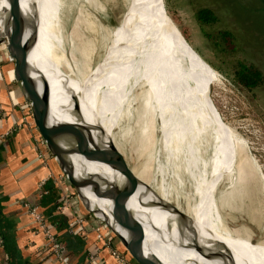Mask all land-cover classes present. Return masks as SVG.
<instances>
[{
  "label": "bare ground",
  "instance_id": "6f19581e",
  "mask_svg": "<svg viewBox=\"0 0 264 264\" xmlns=\"http://www.w3.org/2000/svg\"><path fill=\"white\" fill-rule=\"evenodd\" d=\"M74 1L80 0H72L69 8ZM61 2L20 0L21 11L32 20L31 28L37 37L28 57L32 70L49 85L51 77L78 104V113L73 104L65 115L50 94V123H77L81 118L86 126L93 127L91 136L96 145L101 143L100 130H104L105 139L113 140L112 130L121 118L118 113L123 109V113L130 115L132 90L142 84L154 103L153 116L159 123L161 153L169 159L186 162L187 177L196 189L199 207L188 208L189 213L182 219L169 205L158 203L138 184L132 193L124 194L126 208L143 227L144 254L154 255L166 264H260L256 258L258 249L254 248L253 255L248 256L244 247L221 227L213 192L220 180L233 177L232 174H235V184L241 181L250 188L252 183L253 190L262 188L264 183L257 176L256 164L248 158L243 143L228 139V129L222 135L215 121L207 116L208 93L196 87L192 72L196 69L201 76L206 70L199 58L192 56V50L167 18L162 0H129L119 23H114L110 29L102 28L109 56L96 66L88 80L86 78L84 91L77 87L67 68L64 25L60 24V11L66 4ZM88 4L96 19L103 22L99 2L93 0ZM0 9L7 12V0H0ZM3 26L4 16L0 17V37ZM29 35L28 29L24 39ZM62 67L68 69L69 74ZM34 78L39 77L35 74ZM98 92L101 95H97ZM237 152L239 159L235 162ZM71 160L75 176H97L103 183L114 184L122 191L124 177L102 162H87L79 156ZM193 169L198 172L197 178L193 176ZM84 194L106 218L103 201L94 200L89 190H84ZM117 231L127 238L123 230L117 228ZM197 251L215 258L205 260Z\"/></svg>",
  "mask_w": 264,
  "mask_h": 264
},
{
  "label": "rangeland",
  "instance_id": "374dc122",
  "mask_svg": "<svg viewBox=\"0 0 264 264\" xmlns=\"http://www.w3.org/2000/svg\"><path fill=\"white\" fill-rule=\"evenodd\" d=\"M61 1V4H66V8L60 11V24L64 25L67 68L72 74L68 73V69H62L84 91L93 70L109 56L102 28L110 29L119 23L129 0H97L102 8L103 22L98 21L91 12L88 3L93 0L74 1L70 8L72 0ZM162 2L167 18L192 50V56H197L206 70L201 76L197 75L196 69L192 72L196 87L208 93L210 109L207 116L215 121L222 135L228 129V139H234L236 143L240 141L241 145L243 143L248 158L256 164L257 176L264 183V88L255 95L247 94L235 85L233 76V67L238 60L256 66L264 76V0ZM201 8L211 9L218 17L217 22L210 26L200 24L195 13ZM48 26L50 31V23ZM225 31L232 34L234 51L228 49L222 40L221 34ZM97 95H101L100 92ZM131 97L133 104L130 115L123 113L122 109L118 113L121 114L119 124L112 130L113 140L110 141L116 161L128 163L137 184L158 203L167 204L183 214L189 213L188 208L195 209L199 205L196 189L186 174V162L169 159L161 153L159 123L153 116L154 103L147 89L141 84L132 90ZM238 159L237 152L235 162ZM50 161L54 164L52 158ZM54 166L56 178L62 176L65 179ZM197 173L193 169L195 178ZM231 176L220 180L213 192L221 227L244 247L248 256L253 255L254 248L258 249L257 261L264 264V184L262 188L253 190L252 183L250 188L241 181L235 184V174ZM72 198L75 199L74 193ZM175 214L182 219L178 213Z\"/></svg>",
  "mask_w": 264,
  "mask_h": 264
},
{
  "label": "water",
  "instance_id": "95a60500",
  "mask_svg": "<svg viewBox=\"0 0 264 264\" xmlns=\"http://www.w3.org/2000/svg\"><path fill=\"white\" fill-rule=\"evenodd\" d=\"M7 3V12L0 9V17L4 16L0 45L4 47L12 62L13 78L20 87L23 101L29 107L31 125L42 143L43 150L52 158L59 173L72 188L82 212L99 226L100 233L111 239L127 260L133 264H166L154 255L144 254L143 227L126 208V202L122 198L124 194L134 191L137 179L128 163L116 161L113 144L109 138L105 139L104 130L99 131L101 143L96 145L91 136L93 127L86 126L81 118L77 123H50L49 82L38 73H34L28 61L30 51L37 41L36 34L31 28L32 20L23 15L20 0H7ZM28 29L30 35L24 39ZM35 74L39 78H34ZM74 111L78 113V104L75 102ZM73 156H79L91 163L102 162L114 172L120 173L125 179L122 191L116 189L114 184L103 183L97 176H75L71 160ZM101 184H104V187ZM84 190L91 191L94 200L103 201L106 218L100 214L98 207L93 206L86 198ZM171 211L185 217V214L173 208ZM117 228L123 230L127 238L122 237ZM197 253L208 261L215 258L212 254L204 255L201 251Z\"/></svg>",
  "mask_w": 264,
  "mask_h": 264
},
{
  "label": "crops",
  "instance_id": "0c3cea01",
  "mask_svg": "<svg viewBox=\"0 0 264 264\" xmlns=\"http://www.w3.org/2000/svg\"><path fill=\"white\" fill-rule=\"evenodd\" d=\"M50 94L58 109L67 115L74 100L51 77ZM24 105L20 87L13 78L12 63L0 45V212L3 236L13 252L11 264H57L26 208L34 203L38 184L50 172L56 171L51 161L45 164L37 158L41 147L29 126L31 119ZM74 200L71 199L62 212H56L62 218V225H51L45 218L60 243L66 264H117L90 232L93 226L90 218L85 220L86 238L79 235L74 221L80 207ZM0 264H9L1 243Z\"/></svg>",
  "mask_w": 264,
  "mask_h": 264
},
{
  "label": "built area",
  "instance_id": "2783aa9c",
  "mask_svg": "<svg viewBox=\"0 0 264 264\" xmlns=\"http://www.w3.org/2000/svg\"><path fill=\"white\" fill-rule=\"evenodd\" d=\"M24 106L30 115V110L28 105L26 104ZM29 126L34 132V128L32 127L31 123H29ZM37 141L41 147V151L38 153L37 158L46 164L48 160L50 161V157L43 150L42 143L38 139ZM48 182H51L56 187L59 194L58 206L56 207V212H62L66 207L69 206L71 199H73L72 198L73 193L71 192L70 185L68 184L66 179L62 178V176H58L56 178L55 174L50 172V174L46 177V179L42 180L38 184L34 203L27 205L26 208L31 221L36 226V228L41 232L43 238L46 240L49 246V250L54 256L56 263L66 264V261L62 257L60 243L57 237L55 236V233L51 231V228L46 222V219L42 216L40 207L38 205V200L42 196L43 188ZM86 219H87V215H85L81 209L76 211L74 226L78 230L79 235L83 238H86L87 235V231H86L87 225L85 222ZM90 232L95 236V239L98 242H101L103 244L104 248L109 252L110 256L116 261L117 264H133L132 262H130L125 258L124 254L117 248V246L114 244V242L111 239L107 238L105 235H102L100 233L99 226L97 224L95 226L90 227Z\"/></svg>",
  "mask_w": 264,
  "mask_h": 264
},
{
  "label": "trees",
  "instance_id": "16d2710c",
  "mask_svg": "<svg viewBox=\"0 0 264 264\" xmlns=\"http://www.w3.org/2000/svg\"><path fill=\"white\" fill-rule=\"evenodd\" d=\"M196 20L205 26H210L217 22V15L209 8H201L196 10L195 13ZM222 40L225 43L226 47L231 51L235 50L234 45L232 44V34L229 31H225L221 34ZM233 76L235 85L243 92L247 94L255 95V92L264 88V76L262 72L254 65L244 63L240 60L236 62L233 67ZM59 194L56 187L48 182L42 191V196L38 200V205L41 210V214L44 218H48V222L51 225H62V218L56 214V207L58 206ZM1 211V205H0ZM1 219L2 215L0 212V242L2 248L5 250L9 264L13 263V252L10 247V244L7 243L5 237L3 236L1 228ZM91 220V218H90ZM93 226L95 222L91 220Z\"/></svg>",
  "mask_w": 264,
  "mask_h": 264
}]
</instances>
